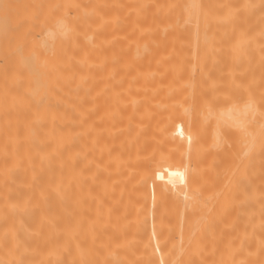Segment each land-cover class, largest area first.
Instances as JSON below:
<instances>
[{
  "label": "bare ground",
  "instance_id": "1",
  "mask_svg": "<svg viewBox=\"0 0 264 264\" xmlns=\"http://www.w3.org/2000/svg\"><path fill=\"white\" fill-rule=\"evenodd\" d=\"M0 264H264V0H0Z\"/></svg>",
  "mask_w": 264,
  "mask_h": 264
}]
</instances>
